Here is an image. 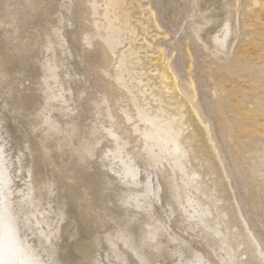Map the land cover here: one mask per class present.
<instances>
[{"label": "rangeland", "instance_id": "1", "mask_svg": "<svg viewBox=\"0 0 264 264\" xmlns=\"http://www.w3.org/2000/svg\"><path fill=\"white\" fill-rule=\"evenodd\" d=\"M24 1L0 0V15L7 13L10 18L8 31L0 36V221L6 223L0 222V264H23L21 246L15 249V243L20 241L25 242L24 246L21 245L31 254L33 264H64L62 255L71 257L78 264V251L73 244L90 236L96 237L98 244L91 253L92 257H88L90 260L84 259L87 264H231L227 255L207 238L202 219L206 203L191 191L184 203H180L181 195L170 194V187H178L182 181L173 176L170 167L160 161L159 165L157 160L167 147V141L160 138L158 129L168 127L170 122L160 118L159 125H149L152 121L147 122V115L142 114L148 112L169 119L178 112L177 98L180 101L186 99L190 104L187 106L197 110L202 121V125L198 123L201 129L197 123H191L187 128L190 123L186 119L189 118L186 115L188 107L182 110V116H185H181V120L186 125L182 142L188 147L193 145L190 161L196 163V170L200 163L205 167L199 168V178H204L209 185L218 179L215 163H211L215 160V156L210 154L214 152L211 148L213 144L223 161L243 216L264 249V0H229L230 8H225L223 0H206L207 3L204 0H126L131 1L130 7L136 14L127 26L125 20L120 23L118 19L111 18V7L120 5L121 0H95L93 5L88 0H37L39 3L34 0L33 8L28 11ZM108 17L110 21H107ZM230 20H234L237 40L229 56L224 57L215 44L208 42V38L216 35L218 39H223L226 32L223 23ZM217 22L219 26L215 25ZM117 23H120L119 26ZM56 27H62L58 43H65L59 51L61 64L64 63L60 74L63 73L62 80L68 82L72 89L73 102L70 100V105H67L70 110L68 116L71 115L65 116L66 122L64 113L57 109L52 117L67 123L70 129L75 128L79 134L78 143L94 144L99 141L92 160L79 168L81 174L92 173L89 181L93 177V181L98 183L93 182L94 187L87 189L95 199L86 204L83 214L85 218L94 219L95 226L91 233L78 232L76 237L71 233L78 231L75 217L78 205L75 202L68 207L61 203L54 185L45 197L39 191L35 195V203L44 202L45 216L29 214V207L24 203L25 194L34 188L37 178V172L31 166L30 138L36 133L33 139H43L40 136L43 128L38 126L45 113L42 112L44 99L41 95L44 73L60 61L59 58L53 59L52 55L50 57L47 49L42 47L45 37L51 36ZM96 27H104V33L107 31L108 44L96 40L91 47L85 46L84 37L95 32ZM3 39L7 41L5 45L1 43ZM157 59H163L162 65H167L164 67L172 74L170 81L174 79L179 93L166 86L170 83L168 79L167 82L159 79L158 71L154 69ZM111 86L112 91L118 94V101L109 108L111 114L97 118V105L105 96L106 88ZM36 112L40 114L36 115ZM115 114L119 115L117 120L111 117ZM110 118L120 127L119 133H123V138L119 134L105 136ZM174 121L172 125L178 126V121ZM204 127L212 141L206 137ZM175 128H172L174 133ZM60 135L58 139L61 141L62 132ZM116 142H125L128 146L120 158L108 152L115 148ZM199 142L204 143L202 146L206 145L205 148ZM134 148L136 152L132 160L136 169L134 173H128L124 171V162L128 161L126 157ZM200 148L204 151L208 149V155L202 154ZM204 155L210 164L203 160ZM49 157L55 160L56 154L51 153ZM195 158L198 160H193ZM156 160L158 165L154 166ZM45 169L47 179L53 184L50 168ZM166 169L170 171L168 178L164 176ZM95 186H98L97 189ZM99 186H105L103 197L98 195ZM73 217L76 223L72 222ZM39 220L42 226L38 225ZM152 220L160 226L154 239L156 243L148 241L144 231H141L145 227L142 224ZM12 223L14 227L15 223L19 227H15L13 237L7 232L8 225ZM125 226H130L132 230ZM41 229L48 232L50 240L38 236L43 235ZM128 230L132 231L130 235ZM50 241L57 247L48 249ZM157 242L161 247L159 252L155 251L157 253L152 250L156 254L153 257L149 253V245ZM148 254L154 258L153 262L152 258L147 259ZM84 261L79 263L86 264Z\"/></svg>", "mask_w": 264, "mask_h": 264}, {"label": "bare ground", "instance_id": "2", "mask_svg": "<svg viewBox=\"0 0 264 264\" xmlns=\"http://www.w3.org/2000/svg\"><path fill=\"white\" fill-rule=\"evenodd\" d=\"M26 1V2H25ZM24 2V5H25V9L26 11H28L31 7L33 8L32 4L35 3L34 0H25ZM37 1V0H36ZM42 1V0H41ZM44 1V0H43ZM101 1V0H100ZM107 1V0H106ZM104 1V2H106ZM110 1V0H108ZM114 1V0H112ZM117 1V0H116ZM122 2H120L119 4L120 5H114L112 8L111 7V10L113 12V15L111 18L114 17V19H118V21H121L122 20H125L126 21V26L128 23L129 20H133L134 19V12H133V9L130 7V4H131V1L130 3L126 2V0H121ZM141 1V0H140ZM197 1H200V0H197ZM202 1V0H201ZM206 3L207 1L204 0ZM225 2V4H223L225 6V8H230L231 5H230V1L229 0H223ZM38 2V1H37ZM89 4H92L95 2V0H88ZM133 2V1H132ZM39 3V2H38ZM42 3V2H41ZM205 3V4H206ZM8 4V3H7ZM97 4V2H96ZM112 4V3H111ZM134 4V2H133ZM198 4V3H197ZM200 4V3H199ZM202 4V2H201ZM203 3V5H205ZM93 5V4H92ZM109 5V4H108ZM132 5V4H131ZM90 6V5H89ZM98 6V5H97ZM200 6V5H199ZM36 7V6H35ZM39 7V6H38ZM92 7V6H91ZM100 7V6H99ZM135 7V6H134ZM133 7V8H134ZM90 8V7H89ZM94 8V7H93ZM96 8V7H95ZM109 8V7H108ZM136 8V7H135ZM99 9V8H98ZM110 9V8H109ZM141 9V8H140ZM1 10V9H0ZM5 10V9H4ZM32 10V9H31ZM108 10V9H107ZM136 10V9H134ZM21 11V10H20ZM93 11V10H92ZM137 11V10H136ZM1 12V11H0ZM30 12H33V11H30ZM95 12V11H93ZM110 12V11H109ZM111 12V13H112ZM4 13V11H3ZM137 13V12H136ZM109 14V13H108ZM142 14V13H141ZM9 14L7 13H4L2 15H0V36L2 34H6V32L8 31L7 29L9 28L8 26L10 24H8V20L10 19ZM93 15V14H92ZM144 15V14H143ZM215 15V14H213ZM218 15V14H217ZM110 16V15H109ZM216 16V15H215ZM15 17V16H14ZM218 17V16H217ZM9 18V19H8ZM104 18V17H103ZM109 18V17H108ZM111 18H109L107 21H110ZM112 19V20H114ZM146 21V20H145ZM13 22V21H12ZM106 22V21H105ZM128 22V23H127ZM148 22V21H147ZM113 23V22H111ZM115 23V22H114ZM119 23V24H120ZM123 23V21H122ZM58 24V23H57ZM105 24V23H104ZM116 24V23H115ZM118 24V23H117ZM118 24V26H119ZM131 24V23H130ZM95 25V24H94ZM103 25V24H102ZM124 25V24H122ZM216 26H219V23L217 22V24H215ZM101 26V25H100ZM223 26L225 27V36L223 39H218L216 37V35H214L213 33V37H209L208 38V42L210 44H215L216 47H218L220 53L222 54V56L224 57H228L230 52L232 51L234 45H235V42L237 40V29L235 27V24H234V20H230V22L228 23H223ZM98 27V26H97ZM96 27V28H97ZM113 27V25H112ZM117 27V25H116ZM124 27V26H123ZM133 27V26H132ZM131 27V28H132ZM147 27V26H146ZM149 27V26H148ZM51 28V27H50ZM54 28V27H53ZM62 28V27H61ZM61 28L60 27H56L54 30H52V34L51 36H47V38L45 37V43L43 44V49H47L48 53H49V56L52 55L54 56V58H59L60 59V56H59V51L60 49H62L64 47L63 43L57 41V39L60 38V33L61 32ZM104 28V27H103ZM103 28H97V30L95 32H92L90 34H88L86 37H84V44L85 46H89L91 47L93 44H95V41L96 40H100L102 43H104L105 45L108 44V41L106 39V35L107 34L106 32L104 33V29ZM107 28V27H106ZM105 28V30H106ZM110 28V27H108ZM137 28V27H136ZM214 28V26H213ZM92 29V28H91ZM95 29V28H93ZM114 29V28H113ZM123 30V29H122ZM213 30V29H212ZM111 31V30H110ZM118 31V30H117ZM48 32V31H46ZM143 32V31H142ZM115 33V32H114ZM124 33V32H123ZM127 33V32H126ZM138 34V33H137ZM86 35V34H85ZM7 36V35H6ZM140 36V35H139ZM142 36V35H141ZM63 37V36H62ZM6 38V37H5ZM8 38V37H7ZM61 39V38H60ZM8 40V39H7ZM44 41V40H43ZM65 41V40H64ZM125 41V40H124ZM7 42L5 39H3V41H1V43L3 45H5ZM100 42V43H101ZM43 43V42H42ZM65 44V43H64ZM110 44V43H109ZM2 45V46H3ZM63 45V47H62ZM104 45V46H105ZM97 46V45H96ZM111 47V46H110ZM112 48V47H111ZM102 49V48H101ZM109 49V48H108ZM41 50V49H40ZM106 50V49H105ZM111 50V49H110ZM114 50V49H113ZM139 50V49H138ZM112 51V50H111ZM134 51V50H133ZM45 52V51H44ZM51 53V54H50ZM62 53V51H61ZM114 53V52H113ZM110 55H112V53H110ZM50 56V57H52ZM56 59V60H57ZM58 59V60H59ZM141 59V58H140ZM160 59V58H158ZM157 59V60H158ZM48 60V59H47ZM55 60V61H56ZM163 60V59H162ZM162 60H158L156 61L155 63V66H154V69H156L158 71V74H159V79L161 81H166V79H168L170 81V78H172L169 73V70L167 69V67H164V66H167V65H162L161 61ZM49 61V60H48ZM53 61V60H52ZM128 62V61H127ZM131 62V61H130ZM61 59L60 61L57 62V65H55V63L52 65H55L54 67L52 66V68H49L46 69L48 70L47 73H44L46 75H44L45 78H43L44 80V84H43V88L41 87L42 89V93L41 95H43V99H44V103H43V110L42 112H45L42 116V121L41 123L36 125L38 126V128L41 126L43 128L42 130V135L40 134V136H43V139H40L36 137V139H33L35 137V134L32 136L33 138H30L32 140H30L31 142V151L30 153H32V156H33V159H32V162H31V166H33V168L35 169V171L37 172V178H36V183L34 185V188L31 189L25 194L24 196V203L26 204V206L29 207V214L31 213L32 215H38L39 216H43L45 213V209L43 207V204L44 202H39V203H35V195H36V192L39 191L40 193H42V195H44V197L48 194V192H50V188H53V185H54V188L57 189V191L59 192V195H60V201L61 203H63L64 205L66 206H71L73 203H77V212L75 214V217H76V220L78 221V231L77 232H73L71 233L72 235H74V237H76V234H81V232H90L91 230H94V226H95V221L94 219L92 220L90 217L89 218H85L83 216L84 214V208L87 205H89V203L91 204V200L95 199L93 198V195H91L90 192L87 191V189H89V187L93 186L95 182V180L93 181V177H91L92 179L89 181V178L91 174L89 175H85V174H81L79 173V168L83 165H86L88 164L93 156H94V148L96 146V144L99 142L97 141L96 143L94 144H89V143H85V142H82L80 141L78 143V140H79V134L74 130L75 128L73 129H70V127L68 126L67 123L63 124L60 120L58 119H55L54 117H52V113L54 111H56V109L62 113H64V120L65 122L67 121L65 116L66 117H69L68 116V112H70V110H68V107L67 105H70L68 104L69 101L71 100V95L70 94L72 92V89L69 87L68 85V82H65L62 80V74H60L61 71H63L62 69L60 68H63V64H61ZM126 63V62H125ZM122 64V63H121ZM127 64V63H126ZM130 64V63H129ZM143 64V63H142ZM48 65V64H47ZM140 65V64H139ZM138 65V66H139ZM144 65V64H143ZM146 65V64H145ZM121 66V65H120ZM128 66V65H127ZM141 66V65H140ZM139 66V67H140ZM45 67V66H44ZM51 67V66H50ZM144 68V67H143ZM149 68V67H148ZM147 68V70H148ZM122 69H125V68H122ZM134 69V68H132ZM145 69V68H144ZM45 70V69H44ZM66 70V69H65ZM119 70V69H118ZM121 70V69H120ZM146 70V69H145ZM67 71V70H66ZM133 71V70H131ZM65 74V73H64ZM67 75H69L67 73ZM65 75V76H67ZM126 75V74H125ZM64 76V77H65ZM157 77V78H158ZM67 78V77H66ZM115 78V77H114ZM113 78V79H114ZM120 79V78H119ZM123 79V78H122ZM121 79V80H122ZM66 80V79H65ZM68 80V79H67ZM118 80V77L116 79V81ZM154 80V79H153ZM120 81H118L117 83H119ZM167 82V81H166ZM166 82L164 83L166 85ZM121 83H123L121 81ZM174 79L173 81H170V85H166V86H169V87H172L174 92H178V88L175 86L176 84H174ZM70 84V83H69ZM163 82H162V85H164ZM124 85V84H123ZM133 85V84H132ZM157 85V83H156ZM138 86V85H137ZM127 87V86H126ZM125 88V87H124ZM171 88V89H172ZM134 89V88H132ZM112 86L109 88L107 87L106 88V91L103 93V98H102V101L97 105V110H96V115L97 118H101L99 116H105L107 114H109L110 112L109 111V108L118 101V94L113 92L112 91ZM171 95V94H170ZM175 95V93H174ZM144 96V95H143ZM173 96V95H172ZM107 97V98H106ZM120 97V95H119ZM139 97V95H138ZM179 97V96H178ZM182 97V96H181ZM170 98V97H169ZM172 98V97H171ZM183 98V97H182ZM178 99V102L176 100V103L178 105L179 103V107H178V112L176 114H173L171 112V114H173L172 116H170L169 119L167 118H164L162 116H156V115H150L148 112L147 113H142L143 115L146 114L147 117H146V120L147 122L149 121H152V122H149L148 124L149 125H159L158 123H160V118H162L163 120H168L170 123L169 125H167L168 127H164L162 129H158V127L156 129H158V135L160 136V138H164L165 141H167V147L164 151H162L161 155L158 157V163L160 165V162L162 164H166L168 167H170L172 173H173V176L179 181L181 180L182 182H180V185L178 187L174 186V187H170V194L171 195H181V201L180 203H184V200H185V197L186 195L188 194V192H193L194 194H196V196L204 201L206 203V207L202 213V219L204 221V224H205V227H206V231H207V238L210 242H213L214 244H216L219 249L222 250V252L224 254L227 255L228 259L231 261V264H264V249L262 248L260 242L258 241L257 237L255 236V234L251 231L250 227H249V224L246 220V218L243 216V213H242V210H241V206L238 202V199L235 195V192L233 191V189L231 188L230 186V181L229 179L227 178V173L224 169V164H223V161L221 160L220 158V155H218L219 153L216 152L215 150V145L212 144V150L214 151V155L213 153H210L212 154L211 156H215V162H211L212 165H214L215 163V173L216 175L218 176V181L217 180H214L215 177H211L212 180L215 181H212V185H209L208 183H206V181H204L203 179L204 178H199L198 176V171L200 170L199 168L202 167L203 169H205L204 165L200 166L199 165V168L198 170H196L197 168L196 167V163H193L190 161V156L191 155V152H190V149H191V145L190 147L188 146H185L184 143L182 142L183 141V138L185 137V124L182 122L181 120V116H182V110H184V108L189 104L187 103L186 99L184 100H181L180 101V98H177ZM55 100V101H54ZM148 100V99H146ZM173 101V99H171ZM181 103H180V102ZM64 103H67L66 105L63 104ZM70 102H73L72 100ZM108 102V103H107ZM144 102V101H142ZM146 103V102H145ZM166 103V102H165ZM57 104V105H55ZM159 105V104H158ZM190 105V104H189ZM141 106L143 107V104H141ZM145 106V105H144ZM41 107V106H40ZM158 107H161V106H158ZM158 107L156 108L158 110ZM167 107V106H166ZM188 107V106H187ZM163 108V107H162ZM171 108V106L169 107ZM41 109V108H40ZM174 109V107H173ZM188 107V111L189 113H186V115L188 114V117L189 118H186L189 120V124L188 123V120H187V128H188V125H190L191 123H197V125L201 124L202 121L200 119V116L199 114L197 113V110L195 109H192ZM155 110V109H152V111ZM95 111V110H94ZM141 111V110H140ZM143 111V110H142ZM146 111V109H145ZM173 111V110H172ZM168 112V111H167ZM72 113V112H71ZM119 113V112H118ZM154 113V112H153ZM152 113V114H153ZM40 114V112H39ZM37 114L36 112V115H39ZM54 114V113H53ZM111 114V113H110ZM141 114V115H142ZM184 114V113H183ZM190 114V115H189ZM58 115H61L58 114ZM163 115V114H162ZM57 116V115H56ZM119 115L115 114V115H112L111 117H113V119H116L118 118ZM140 115H138L139 117ZM165 116V115H164ZM185 116V114H184ZM182 116V118L184 117ZM41 117V115H40ZM38 117V120H40ZM51 117V118H50ZM75 117V116H74ZM168 117V116H167ZM96 118V119H97ZM37 119V118H36ZM70 119V118H68ZM95 119V120H96ZM185 119V120H186ZM49 120V122H48ZM145 120V119H144ZM178 121L177 123H179V125L177 126V128H175L176 126L172 125V121ZM203 120V119H202ZM110 125L109 127L106 129V132L104 133L105 136H112V135H115V134H119V137L123 138V133H119V129L120 127L116 124H114L115 122H112V119L110 118ZM156 121V122H155ZM174 121V122H175ZM69 122V120H68ZM71 122V121H70ZM155 122V123H153ZM162 122V121H161ZM34 123V122H33ZM37 123V122H35ZM199 123V124H198ZM176 124V123H175ZM184 124V125H183ZM194 124V125H195ZM35 125V124H34ZM76 125V124H75ZM74 125V126H75ZM202 125V124H201ZM69 128H68V127ZM71 126V125H70ZM73 126V125H72ZM200 126V125H199ZM32 127H35V126H32ZM151 127V126H150ZM160 127V126H159ZM175 128L177 129L174 133V131H172L173 129L172 128ZM193 127V126H192ZM198 127V126H197ZM195 127V129H199ZM68 128V129H67ZM77 128V127H76ZM205 128V127H204ZM33 129V128H32ZM194 129V128H193ZM200 129H201V126H200ZM39 130V129H37ZM105 130V129H104ZM146 130V129H145ZM155 130V129H154ZM154 130H153V133H154ZM190 130V129H189ZM192 130V129H191ZM206 132H207V135L206 137H209V140L212 141V138H210L209 136V132L207 131V129L205 128ZM35 131V129L33 130ZM78 131V130H77ZM124 131V130H123ZM172 131V132H171ZM62 132L63 134V139H61V141L58 139V135H60ZM156 132V131H155ZM202 133V131H200ZM148 133V132H146ZM31 134V133H30ZM103 134V133H102ZM128 134V133H127ZM152 134V132H151ZM149 134V135H151ZM156 134V133H155ZM203 134V133H202ZM61 136V135H60ZM59 136V138H60ZM116 136V135H115ZM162 136V137H161ZM62 137V136H61ZM144 137H145V134H144ZM83 138V137H82ZM102 138V137H101ZM152 138V137H151ZM157 138V136H156ZM159 138V140H160ZM187 138V137H186ZM192 138V137H190ZM118 138H116L117 140ZM153 139L156 140L153 136ZM152 139V140H153ZM81 140V139H80ZM85 140V139H84ZM83 140V141H84ZM121 140V139H120ZM192 140V139H191ZM196 140V139H195ZM96 141V140H95ZM151 141V140H150ZM162 141V140H161ZM164 141V142H165ZM179 141L181 143V145L179 144ZM189 141V139H188ZM187 141V142H188ZM75 142H77L78 144H76ZM147 142V140H146ZM153 143L155 141H152ZM198 142V141H197ZM204 142V141H203ZM188 143H191L188 142ZM195 143V142H193ZM192 143V144H193ZM200 143V142H199ZM198 143V144H199ZM206 143V141H205ZM197 144V145H198ZM201 146L202 144L204 143H200ZM196 145V146H197ZM209 145V144H208ZM148 146V145H147ZM151 146H152V143H151ZM166 146V145H165ZM204 148L206 145H203ZM202 146V147H203ZM210 146V145H209ZM208 146V147H209ZM128 148L127 144L124 143H118L116 142L115 143V148L113 147L112 150H109L108 152L112 153L114 156H117V158H120L121 156H123L126 152V149ZM172 148V149H171ZM149 149V148H148ZM154 149V148H153ZM194 149V148H193ZM202 149V148H200ZM203 150V149H202ZM211 150V151H212ZM128 151V150H127ZM197 151V150H196ZM129 152V151H128ZM136 152V149L134 148L132 151H131V155H129L128 153H126V155L128 154V157H126L128 159V161H125L124 164V171L126 172H133L135 171L136 169V166H135V163L134 161L132 160V158L134 159V153ZM208 152V149L207 150H203L202 151V154L203 153H207ZM51 153H55L56 154V159L53 160L51 159L49 156ZM116 153V154H115ZM160 153V152H159ZM194 153V152H193ZM198 153V152H197ZM201 153V152H200ZM109 154V153H108ZM196 154V153H195ZM199 155V153H198ZM208 155V153L206 154ZM210 158H214V157H211ZM199 157V156H198ZM197 157V158H198ZM206 157L207 156H203V160L204 161H208L209 159L206 160ZM142 158V156H141ZM157 158V157H156ZM105 160V159H104ZM107 160V159H106ZM157 160L155 161L156 163L153 164L154 166H157L158 163H157ZM193 160H198V159H193ZM122 161V160H121ZM124 161V160H123ZM160 161V162H159ZM212 161V160H211ZM165 162V163H164ZM191 163H193L191 165ZM199 163V162H198ZM208 164H210V162L208 161L207 162ZM195 165V166H194ZM211 165V169L212 167L214 168V166ZM194 166V168L192 167ZM207 166V164H206ZM209 166V165H208ZM111 167V166H110ZM45 168H50V173H51V178H53L52 180H54V183L52 184L51 181H49L46 177V169ZM118 169V168H117ZM207 169V168H206ZM211 169H209V171H212ZM2 171V170H1ZM4 171V170H3ZM214 171V170H213ZM212 171V172H213ZM5 172V171H4ZM7 172V171H6ZM82 172V171H81ZM119 172L121 173L122 171L119 170ZM134 173V172H133ZM205 173V171L203 172ZM4 174V173H3ZM94 174V173H93ZM126 174V173H125ZM201 174V173H200ZM199 174V175H200ZM208 174V172H207ZM210 174V172H209ZM49 175V174H48ZM202 175V174H201ZM204 175V174H203ZM212 175V174H210ZM215 175V174H213ZM215 175V176H216ZM4 176V175H3ZM7 176V175H6ZM126 176V175H125ZM130 176V175H128ZM164 176L165 178H168L170 177V171L168 169L165 170V173H164ZM206 176H209V175H206ZM216 176V177H217ZM95 177V176H94ZM205 177V176H204ZM209 177V178H210ZM6 179V178H5ZM98 179V178H97ZM1 180V179H0ZM3 181V180H2ZM209 181V180H208ZM211 181V180H210ZM209 181V182H210ZM8 182V181H6ZM94 182V183H93ZM98 182V181H97ZM211 183V182H210ZM98 184V183H96ZM7 185V184H6ZM103 185V184H102ZM94 187V186H93ZM96 187V186H95ZM98 187V186H97ZM96 187V189H97ZM69 188V189H68ZM105 186H99L98 188V195H101V197H103L105 195V193H103L105 190H104ZM55 189V190H56ZM95 190V189H94ZM39 193V194H40ZM94 193V192H93ZM97 194V192H95ZM97 195V196H98ZM177 197V196H176ZM40 198V197H39ZM93 198V199H92ZM41 199V198H40ZM40 199H38L40 201ZM42 201V200H41ZM100 201V199H99ZM134 201V200H133ZM125 202H127L125 200ZM46 204V203H45ZM85 204V205H84ZM47 205V204H46ZM24 206V205H23ZM39 206V207H38ZM27 207V208H28ZM8 208V206H7ZM20 209V207H19ZM5 211V210H4ZM122 211V210H121ZM9 213V212H8ZM59 213V212H58ZM3 214V213H2ZM7 214V213H6ZM14 214V213H13ZM12 214V215H13ZM26 214V213H25ZM11 215V216H12ZM60 215V214H59ZM2 216V215H1ZM15 216V215H14ZM22 216V215H21ZM38 216V217H39ZM45 216V215H44ZM57 216V215H56ZM87 216V215H86ZM13 217V216H12ZM75 217H73L71 220L72 222H75L76 223V220H75ZM98 217V216H97ZM41 218V217H40ZM95 218V217H94ZM129 218V217H128ZM8 219V218H7ZM42 219V218H41ZM44 219V218H43ZM97 219V218H96ZM36 220V219H35ZM70 220V221H71ZM131 220V219H130ZM117 221V220H116ZM0 222H3L4 221H0ZM17 222V221H16ZM38 222V225H41L42 226V221H37ZM44 222H45V219H44ZM52 222V221H51ZM97 222V221H96ZM156 222V221H155ZM152 221H148L143 225H145V227L143 226V231H144V235H146V238L148 239V241L151 242L154 241V239L157 237L158 233H159V224L158 223H155ZM98 223V222H97ZM6 224V223H4ZM138 224V223H137ZM119 225V224H118ZM122 225V224H121ZM128 225V224H127ZM133 226V225H131ZM15 227H18L17 224L15 223ZM14 227V223L8 225L7 227V232L12 236L14 235L15 231H16V228ZM39 227V226H38ZM127 227V226H125ZM130 227V226H129ZM129 227H127L126 229H129ZM19 228V227H18ZM122 228V227H120ZM46 229V228H45ZM131 229V228H130ZM129 229V230H130ZM141 229V228H140ZM139 229V230H140ZM1 227H0V231H1ZM32 232L34 231V229L32 228L31 229ZM42 230V233L43 235H39L38 236H42V237H45L46 239L50 240L48 238V235L44 229H41ZM128 230V231H129ZM132 230V229H131ZM134 230H137V229H134ZM4 231V229H3ZM37 231V229H35V232ZM5 232V231H4ZM79 232V233H78ZM132 231H129V235ZM138 232V230H137ZM19 233V232H18ZM38 233V232H37ZM91 233V232H90ZM136 233V232H135ZM134 233V235H135ZM6 235V234H4ZM93 235V234H92ZM37 236V237H38ZM1 237V236H0ZM13 237V236H12ZM33 237H34V234H33ZM4 238V236H3ZM39 238V237H38ZM44 238V239H45ZM40 239V238H39ZM6 240V239H5ZM22 240V239H21ZM74 240V239H73ZM97 238L94 237V236H90L87 240H84V241H75V243L73 244V247L74 249H77L76 252L78 251V254H77V258L78 259V264L79 261H84V259L86 258H90V256L92 257V252H94L93 250H95V247H97L96 245L98 244L96 242ZM2 241V240H1ZM8 241V240H7ZM20 241V240H19ZM18 241V242H19ZM25 241V240H24ZM45 241V240H44ZM6 242V241H4ZM21 242V241H20ZM19 244L18 243H15V249L19 248L21 246L22 250H23V255L21 256V259L23 260V264H30V262L32 263V260L34 261V259H32V256L31 254H29V252L27 253L26 250L23 248V243L25 244V242H21ZM155 242V241H154ZM152 242V243H154ZM10 243V242H9ZM8 243V244H9ZM12 243V242H11ZM46 243V241L44 242ZM49 243V242H48ZM97 243V244H96ZM149 245V248H150V254L153 256V257H156V254H154L155 251H158L160 250V247H161V244L160 242H157V244H152ZM156 243V242H155ZM23 246H22V245ZM27 244V243H26ZM56 243H53L50 241V244H47V246L49 247L48 249H53L54 247H57L55 246ZM20 245V246H19ZM57 245V244H56ZM5 246V245H4ZM7 247V245H6ZM5 247V248H6ZM11 247H13L11 245ZM51 247V248H50ZM2 249V248H1ZM7 249V248H6ZM10 249V248H9ZM8 249V250H9ZM56 249V248H55ZM12 250V249H11ZM154 252H153V251ZM52 251V250H51ZM5 252V251H4ZM14 252V251H13ZM18 252V251H17ZM157 253V252H155ZM3 255V254H2ZM9 255V254H7ZM16 255V254H15ZM125 255V254H124ZM149 256L148 254V258L149 260H151L150 258H152V262H153V257L152 256ZM67 256V255H66ZM125 257V256H124ZM4 258V256H3ZM88 258V260H90ZM15 259V258H14ZM59 259V258H57ZM61 259L63 260V262L67 263V264H76L75 260L72 259L71 257H65V256H61ZM9 260V259H8ZM11 260V259H10ZM62 260H60L62 262ZM87 260V259H86ZM87 260V261H88ZM3 261V260H2ZM150 261V262H151ZM15 262V261H13ZM17 262V261H16ZM29 262V263H28ZM85 262V261H84ZM149 262V263H150ZM64 263V264H65ZM86 263V262H85ZM7 264V263H5ZM9 264V263H8ZM33 264V263H32ZM83 264V262H82ZM87 264V263H86ZM151 264V263H150ZM155 264V263H153Z\"/></svg>", "mask_w": 264, "mask_h": 264}]
</instances>
